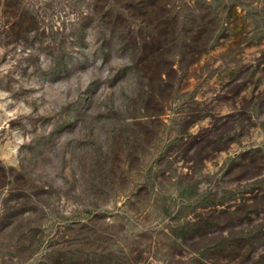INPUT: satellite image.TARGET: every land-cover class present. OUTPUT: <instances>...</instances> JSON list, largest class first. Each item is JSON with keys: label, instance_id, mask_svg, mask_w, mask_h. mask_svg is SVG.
I'll return each mask as SVG.
<instances>
[{"label": "rangeland", "instance_id": "rangeland-1", "mask_svg": "<svg viewBox=\"0 0 264 264\" xmlns=\"http://www.w3.org/2000/svg\"><path fill=\"white\" fill-rule=\"evenodd\" d=\"M4 1L0 264H39L46 245L103 264H244L200 257L264 227V0H171L187 25L201 5L236 24L186 57L160 14L125 13L136 0H97L98 16L88 0Z\"/></svg>", "mask_w": 264, "mask_h": 264}, {"label": "trees", "instance_id": "trees-1", "mask_svg": "<svg viewBox=\"0 0 264 264\" xmlns=\"http://www.w3.org/2000/svg\"><path fill=\"white\" fill-rule=\"evenodd\" d=\"M88 10L91 15L99 14L101 11L100 7L97 5V0H88ZM138 4L134 7H128L125 8V13H129V17L134 16V9L138 6L137 10L138 12L144 16H149L151 14H160L163 20L162 31L164 32V36L162 38V41L166 43H171L172 47L176 46L178 44L179 48L184 51V56L186 57L187 51L189 50L190 56H200L202 54H205L212 50L216 45L219 44V41L227 39L229 35H234L236 33V24L234 22L228 21L229 19V12L230 8L225 7L220 16L217 12L214 10H209V8H205L203 5L199 6V10L196 13L195 16H193V13L190 16H193L189 24H186V21L181 20L178 16L179 12H173L172 10L167 9L170 5L171 0H136ZM4 8V11L8 9V4L5 3L3 0V3H0V8ZM157 10V11H156ZM200 11V12H199ZM225 11H228L225 19L222 20L221 17L223 16V13L225 14ZM30 12V11H29ZM19 16L17 17V24H18V31L17 34H20L24 32L25 30H28L31 28L28 26L31 21L25 22L24 18L25 16H29V13L26 12L25 9L18 10ZM32 15H35L36 13H30ZM90 16V15H89ZM104 16H101V22L102 18ZM110 17V15H108ZM31 19V18H30ZM84 18H80L76 23H73L72 32L74 35L77 34V32H81L83 30V27L85 26ZM95 20V19H94ZM100 20V19H99ZM181 20V21H180ZM97 21V20H96ZM180 25V31L178 32ZM159 23H157L158 25ZM190 27L188 28L187 26ZM132 27H130L131 31ZM114 36L113 32H106L104 34V37L112 38ZM108 40V39H107ZM179 41H181V45L179 44ZM170 45V46H171ZM119 46L124 49L125 47H128L125 42L121 41L119 42ZM165 45L161 46L163 49ZM103 48H105V44H103ZM179 49V50H180ZM193 60V59H192ZM251 215V212L250 214ZM193 224H187L183 226L181 229L182 231V237L185 234H188L189 237L196 236L198 232H200L203 227H200L201 220L199 219V225L194 226L192 229ZM207 225V222L205 223ZM13 228V227H12ZM191 228V229H190ZM256 232H251L249 235L240 237V238H234L229 240H224L222 242H219L215 246H211L210 248L203 249V253L201 254L200 260L208 258L212 262L219 263L222 258H225L226 256H222L224 252L227 254L232 251H238L236 256L241 257V261L244 264H264V255L258 254V250L260 248V245H263L264 247V227L258 228ZM35 238V235H34ZM34 242L29 241L27 249H34ZM39 245V244H38ZM40 247V246H38ZM262 248L261 250H263ZM45 256V261L39 263V264H103L104 256L101 255L100 257H91V253H85V252H78L75 253L74 251H52L51 245H46L43 247ZM241 251H244V259H242ZM257 256L256 259H254ZM223 260V259H222ZM241 262V263H242ZM114 264H117L114 262Z\"/></svg>", "mask_w": 264, "mask_h": 264}]
</instances>
